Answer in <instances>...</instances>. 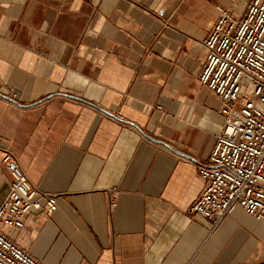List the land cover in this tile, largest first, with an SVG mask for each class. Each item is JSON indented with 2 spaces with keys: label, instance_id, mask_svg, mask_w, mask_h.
Segmentation results:
<instances>
[{
  "label": "crops",
  "instance_id": "obj_1",
  "mask_svg": "<svg viewBox=\"0 0 264 264\" xmlns=\"http://www.w3.org/2000/svg\"><path fill=\"white\" fill-rule=\"evenodd\" d=\"M249 2L0 0V204L7 151L57 198L7 237L43 264H264V220L189 214L225 124L203 42Z\"/></svg>",
  "mask_w": 264,
  "mask_h": 264
},
{
  "label": "built area",
  "instance_id": "obj_2",
  "mask_svg": "<svg viewBox=\"0 0 264 264\" xmlns=\"http://www.w3.org/2000/svg\"><path fill=\"white\" fill-rule=\"evenodd\" d=\"M217 10L199 81L220 99L225 124L200 168L205 189L189 208L214 226L234 205L264 220V0H250L241 15ZM3 163L12 182L0 204V264H43L3 230L23 229L32 209L54 212L57 198L32 184L12 152Z\"/></svg>",
  "mask_w": 264,
  "mask_h": 264
}]
</instances>
